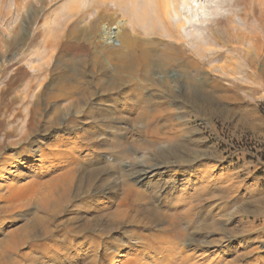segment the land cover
Instances as JSON below:
<instances>
[{"label":"rangeland","instance_id":"rangeland-1","mask_svg":"<svg viewBox=\"0 0 264 264\" xmlns=\"http://www.w3.org/2000/svg\"><path fill=\"white\" fill-rule=\"evenodd\" d=\"M0 264H264V0H0Z\"/></svg>","mask_w":264,"mask_h":264},{"label":"bare ground","instance_id":"bare-ground-1","mask_svg":"<svg viewBox=\"0 0 264 264\" xmlns=\"http://www.w3.org/2000/svg\"><path fill=\"white\" fill-rule=\"evenodd\" d=\"M171 2V0H169ZM165 3V2H164ZM168 3V1L166 2ZM171 4V3H170ZM166 8L168 9L169 8V3L168 5H166ZM165 8V9H166ZM167 9L163 12L166 13ZM175 12V11H174ZM103 40L106 42V43H109V42H114V40H112V34L109 30L105 29L103 31ZM112 40V41H111ZM133 60V59H132ZM131 58H129V60H126V58L124 59V61H132ZM123 61V59H122ZM134 61V60H133ZM85 86V83H79L78 81H67V80H61V79H57L55 80L51 86H50V89L48 91V95H47V98L49 99H54V100H58V99H61V100H65L67 99L68 96L67 95V92L69 91H73V90H81V91H85V89L87 88H83ZM73 94V93H72ZM75 108V107H74ZM65 110V108L61 109V108H56L55 109V113L57 112L59 114V112L62 113L63 115V111ZM67 110V109H66ZM65 110V111H66ZM64 111V112H65ZM66 113V112H65ZM57 114V115H58ZM61 115V114H60ZM60 118H58L59 120ZM60 146H62V144H60ZM64 148H67V146H64ZM63 150V149H62ZM66 151V150H65ZM72 153V152H71ZM60 155H66L65 153H60ZM65 157V156H64ZM2 158V157H1ZM65 159V158H64ZM88 159V157H87ZM80 158L79 156L78 157H71V160H66L65 159V164L64 166H62L60 172V176L58 177H54L51 179V181L48 183L50 185H55L54 187L58 188L59 189V186H61V184L63 186H67L69 184H73L74 182V179H75V176H76V170H75V166L76 164L79 162ZM84 160V159H83ZM61 161V160H60ZM59 161V162H60ZM85 161V160H84ZM88 162V161H86ZM86 167V166H85ZM85 171V174H86V179L84 180V183H79L80 184V188H85L87 187L90 182V179L93 175L97 174L100 170L98 169H93L92 165L89 164L88 167H86V169H84ZM48 184H47V188H48ZM123 184V183H122ZM49 185V186H50ZM53 189V188H52ZM17 190V188H16ZM18 191V190H17ZM15 192V191H14ZM48 193V192H47ZM50 193V192H49ZM55 194V192H53ZM52 194V192H51ZM28 195V194H27ZM22 196V195H21ZM64 196V195H63ZM51 197V196H50ZM15 206V205H14ZM13 241V240H12ZM11 241V242H12ZM164 241V240H163ZM11 242L9 240H7V242L5 241V244H8L9 246H11ZM14 244V243H13Z\"/></svg>","mask_w":264,"mask_h":264}]
</instances>
